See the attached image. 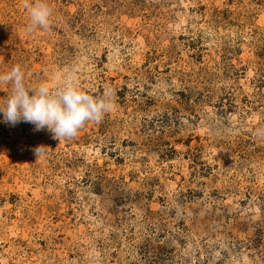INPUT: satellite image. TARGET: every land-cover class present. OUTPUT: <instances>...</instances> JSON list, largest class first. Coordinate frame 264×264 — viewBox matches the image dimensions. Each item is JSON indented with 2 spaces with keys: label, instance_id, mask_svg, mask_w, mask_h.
<instances>
[{
  "label": "rangeland",
  "instance_id": "obj_1",
  "mask_svg": "<svg viewBox=\"0 0 264 264\" xmlns=\"http://www.w3.org/2000/svg\"><path fill=\"white\" fill-rule=\"evenodd\" d=\"M26 2L0 74L113 107L61 140L0 113V264H264V0Z\"/></svg>",
  "mask_w": 264,
  "mask_h": 264
},
{
  "label": "clouds",
  "instance_id": "obj_2",
  "mask_svg": "<svg viewBox=\"0 0 264 264\" xmlns=\"http://www.w3.org/2000/svg\"><path fill=\"white\" fill-rule=\"evenodd\" d=\"M24 7L30 17L28 32L50 27L52 9L46 0H32L31 3L26 2ZM24 79L25 73L20 65L0 74V84L12 85L10 96L0 104L4 122L12 126L27 122L33 124L36 131L47 129L57 140L70 139L78 134L86 122H99L113 107L109 93L91 95L77 87L71 74L56 90L50 89L46 83L28 87ZM43 149H36L37 156L42 154Z\"/></svg>",
  "mask_w": 264,
  "mask_h": 264
}]
</instances>
